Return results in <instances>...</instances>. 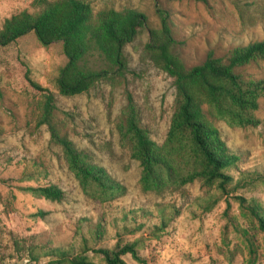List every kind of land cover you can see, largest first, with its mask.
Masks as SVG:
<instances>
[{"label":"rangeland","instance_id":"obj_1","mask_svg":"<svg viewBox=\"0 0 264 264\" xmlns=\"http://www.w3.org/2000/svg\"><path fill=\"white\" fill-rule=\"evenodd\" d=\"M82 1L94 12L134 9L145 20L123 46L126 63L121 74L100 78L88 91L73 95L58 94L53 86L66 61L59 42L44 47L28 32L0 46V264H46L51 259L44 253L48 248L81 253L96 264H106L95 249L130 241L137 243V253L146 264H249L242 229L254 238L252 264H264L262 233L236 200L241 196L244 205L253 200L264 207V180L253 179L264 168V97L254 113L256 127L213 123L229 150L241 156L237 168L229 170L233 180L219 198L198 179L178 191H140L139 167L129 158V146L116 126L129 98L149 137L160 143L165 136L174 87L144 53L148 29L160 27L158 9L166 12L172 52L191 66L209 51L225 58L233 46L263 38L264 0ZM38 8L35 0H0V25L19 10ZM87 65L98 70L103 61L92 54ZM241 71L262 78L264 61ZM26 78L53 95L54 127L120 181L123 195L98 204L82 194L60 148L50 141L45 126L36 123L41 91L29 86ZM48 184L61 188L60 201H46L23 189ZM213 198L211 208L203 210ZM159 207L166 225L155 230ZM37 210L43 215H33ZM122 259L138 264L128 254Z\"/></svg>","mask_w":264,"mask_h":264},{"label":"trees","instance_id":"obj_2","mask_svg":"<svg viewBox=\"0 0 264 264\" xmlns=\"http://www.w3.org/2000/svg\"><path fill=\"white\" fill-rule=\"evenodd\" d=\"M35 3L39 6L36 11L22 9L3 19L0 46H7L28 32H32L35 40L44 47L59 42L66 61L53 79L58 94L86 92L100 78L121 74L126 63L123 46L133 39L137 28L143 24V13L110 7L94 12L82 0H35ZM157 14L160 27L148 29L144 53L154 66L165 72L174 87L173 108L165 136L160 143L149 137L147 130L139 124L129 98L125 113L116 125L117 131L129 146V158L139 167L137 183L140 191H178L183 185L198 179L201 186L206 190L212 189L219 198L233 180L229 170L237 168L241 156L229 150L213 123L222 121L230 127L240 128L257 126L259 121L254 113L259 100L264 97V77L254 78L241 70L264 61V37L233 46L225 58L215 57L209 51L201 62L185 66L171 50L173 40L166 12L158 9ZM92 54L103 61V67L98 70L87 65ZM26 81L41 91L36 123L45 126L50 141L60 148L64 165L76 179L82 194L98 204L123 195L125 187L120 181L104 167L93 163L86 151L76 148L65 134L54 127L51 121L53 95L28 78ZM256 175L253 179L264 180V168ZM23 189L50 202H58L63 196L61 188L52 184ZM236 198L238 205L244 207L262 233L264 246V207L253 200L244 205V198ZM215 199L207 201L203 210L208 211ZM158 212L160 217L155 230L164 229L166 225L162 208L159 207ZM33 215L42 216L43 213L37 210ZM95 230L98 231L97 227ZM241 234L248 262L252 264L256 256L254 238L247 230L242 229ZM93 252L100 255L106 264H126L122 257L127 254L136 263L146 264L137 253L135 241L115 243L112 249L101 247ZM44 253L51 257L46 264H96L81 253L70 255L55 248H48ZM31 258L36 259V255L31 254Z\"/></svg>","mask_w":264,"mask_h":264}]
</instances>
